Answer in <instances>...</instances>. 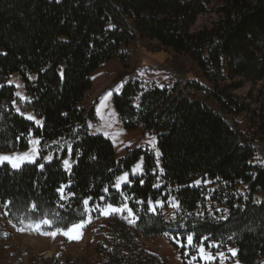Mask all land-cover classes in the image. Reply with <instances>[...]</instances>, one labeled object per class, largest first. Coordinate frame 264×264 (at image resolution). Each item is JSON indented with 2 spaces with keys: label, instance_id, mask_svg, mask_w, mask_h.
<instances>
[{
  "label": "trees",
  "instance_id": "1",
  "mask_svg": "<svg viewBox=\"0 0 264 264\" xmlns=\"http://www.w3.org/2000/svg\"><path fill=\"white\" fill-rule=\"evenodd\" d=\"M213 3L0 0V153L23 152L32 138L40 140L35 163L19 170L0 164V204L8 221L47 219L52 230L67 231L89 212L126 205L135 217V237L188 235L194 247L229 245L241 264H261L264 166L252 163L257 145L225 111L243 112L246 105L233 93L264 80V0ZM210 13L214 22L194 30ZM143 39L189 58L198 69L195 79H180L172 89H144L131 80L113 97L127 130L142 127L157 135L160 163L154 152L142 149L117 159L112 142L89 129L98 104L87 105L92 75L112 60L127 67V48ZM12 75L24 83L21 108L40 118L42 126L17 111L16 89L7 83ZM255 116L264 129V105ZM68 157L70 171L64 166ZM141 159V176H131L130 185L116 190L118 177L131 173ZM200 175L211 182V191L194 186ZM174 201L176 219L166 218L158 205L168 209ZM209 204L221 209L209 213ZM119 234L120 243L106 249L112 259L121 244L128 248L130 237L123 230Z\"/></svg>",
  "mask_w": 264,
  "mask_h": 264
},
{
  "label": "rangeland",
  "instance_id": "2",
  "mask_svg": "<svg viewBox=\"0 0 264 264\" xmlns=\"http://www.w3.org/2000/svg\"><path fill=\"white\" fill-rule=\"evenodd\" d=\"M215 18L216 15L212 13L200 17L194 30L197 31L204 26L211 25ZM127 51L129 55L127 67L119 60H112L103 64L91 77L92 89L87 105L91 106L96 101L98 104L96 106L97 120L89 124L90 134L109 139L114 146L117 159L125 157L128 151L142 149L154 152L160 163L159 155H157V153L160 154L157 135L145 132L142 127L127 130L114 108L113 97L120 94L123 87L131 80L142 83L144 89L154 87L172 89L180 79L183 81L195 79L198 69L194 67L189 58L176 55L156 41L143 39L136 45L128 47ZM7 83L16 89L17 111L19 110L18 112L25 118L32 116L34 119H26L42 126L43 121L40 118L29 110L21 108L26 101L21 77L12 75ZM192 95L204 100L209 106L220 108L218 104L207 100L201 94L192 93ZM233 96L237 97L247 108L241 113L227 110L225 114L240 133L257 145L252 163L264 166V129L260 126V117L255 116L254 120L252 119L254 113L261 112L264 105V80L256 84H245L242 89L235 91ZM36 141L39 143L37 144ZM39 149L40 140L32 138L28 150L17 153H0V155L23 156L28 154L32 155L36 162L40 158ZM46 160L49 161L50 157L48 156ZM66 160L70 165L67 171H70L73 161L70 157ZM25 164L28 162L23 165ZM137 165L131 173H127L129 181L131 176H141L143 160L141 159ZM125 185L127 184L122 183L119 190ZM194 186H203L207 191H211L212 188L211 182L204 175L197 177ZM115 189L117 190L116 187ZM244 191L245 187H242L238 192L243 194ZM259 197L260 201H264V193H261ZM158 207L166 218L176 219L177 201H174L168 209H164L160 204ZM212 207L217 211L221 209L217 205L209 204V213L213 211ZM5 208L6 206L0 204V264H241L237 259L236 249L229 245L209 243V248L194 247L193 239L189 244L188 235H171L149 240L135 237L133 232L135 217L128 214L127 207L123 213H112L108 208L102 212H89L87 219L83 222V227L78 230V233H73L74 236L78 235V238L72 240L63 234L64 231L52 230L51 224H44V220L12 223L6 218ZM105 212L109 214L102 215ZM224 218L225 215H221V219ZM121 230L130 237L127 241L128 248L126 244H121L120 250L115 251V259H112L106 254V249L120 243L119 232ZM53 232L56 233L55 237L51 235ZM201 247L204 248L205 254L213 256L214 259L210 261L202 259ZM230 250H234L235 255ZM261 264H264V255L261 257Z\"/></svg>",
  "mask_w": 264,
  "mask_h": 264
},
{
  "label": "snow or ice",
  "instance_id": "3",
  "mask_svg": "<svg viewBox=\"0 0 264 264\" xmlns=\"http://www.w3.org/2000/svg\"><path fill=\"white\" fill-rule=\"evenodd\" d=\"M26 118L29 119V120L34 119L32 116H27ZM36 143L38 144L39 141H36ZM157 155H159V153H157ZM5 162L7 164H9L13 169L19 170V169H21V167L23 166V164L25 162L35 163V160H34V157L32 155H28V154H25L23 156L0 155V164H3ZM64 165H65L66 170L70 168V165H69L68 160H65L64 161ZM40 167L42 169L44 167V165H40ZM137 168H139V165H137ZM122 183L129 184L130 185L129 176H128L127 173H125L124 175H122V176H120L118 178V180L116 182V185H115V187L117 188V190L120 189ZM141 183H143V181H141ZM64 191H65V189L63 187L60 188V189H58V192H60V194H61V199H64V195H63L64 194ZM105 191L107 192V189H105ZM71 195L74 196L75 193H72ZM101 199H103V198H101ZM88 203H89L88 200H85L84 201V204L85 205H87ZM126 207H127L126 205L124 207H113L112 205H108V209L112 213H123ZM108 214H109L108 212L102 213V215H108ZM128 214L130 216L133 215L131 209H128ZM43 223L44 224H50V221H48L47 219H45L43 221ZM37 227H39V225H37ZM82 227H83V223L74 224L67 231H64L63 234L65 236H67V238L69 240L77 239L78 238V235H75L74 236L73 233H78V230L81 229ZM51 235L53 237H55L56 233L53 232V233H51ZM188 242H189V244H191V242H192V237L191 236L188 237ZM230 251H232V254L235 255V251L234 250H230ZM200 253H201V258L204 259V260H206V261H210V260L214 259L213 256L208 255V254H205V250H204L203 247L200 248ZM221 256H223V253H221Z\"/></svg>",
  "mask_w": 264,
  "mask_h": 264
}]
</instances>
